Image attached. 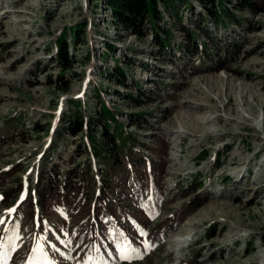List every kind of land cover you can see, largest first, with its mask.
Segmentation results:
<instances>
[{"label": "rangeland", "instance_id": "374dc122", "mask_svg": "<svg viewBox=\"0 0 264 264\" xmlns=\"http://www.w3.org/2000/svg\"><path fill=\"white\" fill-rule=\"evenodd\" d=\"M175 5L173 16L159 6V24L171 30L163 49L149 23L140 34L117 24L107 0H0L6 264H264V5L250 11L228 3L238 22L218 27L200 0ZM192 27L219 61L202 63L198 51H182ZM61 45L69 66L58 58ZM117 67L123 73L110 76ZM102 101L136 148L156 161L141 144L158 149L163 164L156 216L117 217L138 221L129 228L134 250L125 246L128 233L114 228L116 219L98 232L91 224L105 167L88 132L101 137ZM73 109L82 118L74 135L67 126ZM88 166L95 180L94 196L82 202H91L89 222L86 208L72 211L61 190L55 205L39 204L42 172L77 182ZM82 231L85 244L78 242ZM112 237L113 250L106 245ZM93 244L108 248L87 250Z\"/></svg>", "mask_w": 264, "mask_h": 264}, {"label": "trees", "instance_id": "16d2710c", "mask_svg": "<svg viewBox=\"0 0 264 264\" xmlns=\"http://www.w3.org/2000/svg\"><path fill=\"white\" fill-rule=\"evenodd\" d=\"M205 1L209 3V7H206L205 2L200 0L202 6L211 15L215 27L219 25L225 26V24H229L228 22H238L234 12L228 8V3L232 4L235 9L250 11H257L264 5V0ZM176 2L177 0H107L112 17L117 24L122 25L126 29H131L136 34H140L145 24L149 23L155 40L163 49L169 46L171 30L161 27L159 24V19L162 18V11L159 6H162L164 10L170 12L173 16V14H177ZM187 5H190V3L187 2ZM188 30L189 32L186 30V38L189 43L183 44L182 51H198L202 63L219 61V59H216L217 54L214 55V51H210V47L208 48L203 41L199 40L198 29L192 27V29ZM213 34L210 33V35L206 36L211 38ZM76 38L77 36L75 35ZM232 44L234 45V41ZM58 50L59 60L65 66H69L66 45H61ZM221 66L218 63L216 68L220 69L222 68ZM122 73L123 70L117 67L113 73H110V76L117 77V74L121 75ZM74 105L77 107L76 103ZM100 106L102 113L100 139L95 138L96 133H93L91 129L89 130L88 125V130L90 131L88 134L94 149L93 153L100 158L105 167L100 193L94 200L95 214L91 224H98L100 228L104 229L110 225L112 219H116L117 224L114 228H121V230L129 232V228L133 227L134 224L138 225V221L132 224L128 219H125L124 222L120 223L117 217L129 215L136 219L138 215L141 216L143 213L151 217L156 216L164 191L161 179L163 164L160 161L158 149L146 146L144 143L141 144L159 157L158 161H156L150 155L141 151V149L136 148L131 141V134L126 131L124 132L125 134L122 132V125L117 123L115 115L105 101H102ZM71 114L72 118L69 119L67 126L68 132L74 135L82 128V118L78 109L71 110ZM114 124H116L115 130L111 131V127ZM94 184L95 180L90 166L81 171V177L77 182H75L74 176L67 174L62 177L51 169L47 175H44V172L40 175L38 202L43 207H48L50 204L52 206L53 204L55 205L61 190L65 204L72 211L73 209L86 208L84 217L87 218L85 221L89 222L91 202L88 205H82V202L84 197L87 196V198L91 199L94 196ZM112 192H115L121 198L122 204L118 205L115 201H112ZM146 193H148L147 198L145 197ZM182 215L183 213L181 212L177 217L181 219ZM175 218L173 219L175 220Z\"/></svg>", "mask_w": 264, "mask_h": 264}, {"label": "snow or ice", "instance_id": "6c2138e0", "mask_svg": "<svg viewBox=\"0 0 264 264\" xmlns=\"http://www.w3.org/2000/svg\"><path fill=\"white\" fill-rule=\"evenodd\" d=\"M23 198L24 197L21 196V200H23ZM8 211H9V213H15V212H17V209L15 207H13V208L9 209ZM4 223H5V221L3 219H0V224H4ZM141 234L145 235L146 233H144L143 230H141ZM65 244L70 245L71 241H66ZM52 247L54 250L58 251V249H55V245H53ZM89 259H91V257ZM123 259L128 260V259H130V256L127 253H125L123 255ZM6 260H7V254L0 252V264H6Z\"/></svg>", "mask_w": 264, "mask_h": 264}]
</instances>
